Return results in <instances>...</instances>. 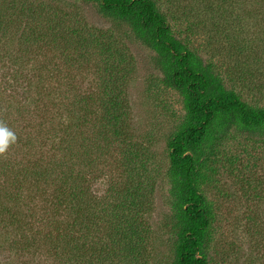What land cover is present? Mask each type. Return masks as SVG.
Returning a JSON list of instances; mask_svg holds the SVG:
<instances>
[{
    "label": "rangeland",
    "instance_id": "obj_1",
    "mask_svg": "<svg viewBox=\"0 0 264 264\" xmlns=\"http://www.w3.org/2000/svg\"><path fill=\"white\" fill-rule=\"evenodd\" d=\"M156 1L226 87L264 107V0ZM28 2L40 11L36 24ZM0 17L11 22L0 38V121L17 136L0 156V264H172L166 139L183 107L160 83L154 52L92 2L0 0ZM23 29L35 37L30 45L17 40ZM100 33L112 35L122 54L124 129L139 151L135 163V149L94 120L108 99L105 66L115 62L91 38ZM220 148L201 185L213 211L210 264H264V134L233 130ZM131 187L139 206L126 199ZM61 190L74 192L90 218L76 239L79 253L61 237L73 217L54 201ZM122 203L135 218L128 234Z\"/></svg>",
    "mask_w": 264,
    "mask_h": 264
},
{
    "label": "trees",
    "instance_id": "obj_2",
    "mask_svg": "<svg viewBox=\"0 0 264 264\" xmlns=\"http://www.w3.org/2000/svg\"><path fill=\"white\" fill-rule=\"evenodd\" d=\"M82 1L95 3L101 14L125 24L135 39L153 51L155 65L161 74L160 83L165 88L175 90L181 98L183 114L166 139L168 167L165 177L169 183V205L174 232L172 264H210L209 227L213 211L210 201L201 190V185L207 182L215 171L213 164L223 155L220 147L233 130L264 134V107L247 103L236 91L226 87L214 64L204 60L174 31L165 13L160 11L156 0ZM27 4L26 11L31 12L33 24H36L40 11L35 4ZM9 23V20L5 21L0 17V38L4 32L2 29ZM34 26L29 29L35 32ZM22 32L17 40H24L29 45L34 42V36L28 40L29 36L24 34V29ZM97 35L91 38L97 39L96 46L101 54L115 59V62L105 66L106 84L109 85L105 87L109 90L108 99L106 105H99L103 112L94 120L98 121L103 129L109 128L117 140H123L125 145L135 149L130 152V160L135 163L139 151L135 144L130 145L131 139L124 129L127 111L126 102L122 98L124 88L121 87L125 75L123 69L119 68V57L122 54L117 49L118 41H113L114 45L110 41L112 35ZM15 57V54H11L14 61ZM117 72L123 76L118 77ZM82 106L80 108H89L87 102ZM82 116H86V113ZM101 138L104 143L105 137L101 135ZM144 172L143 169L139 177ZM132 179L134 180V177ZM132 187L140 189L139 183ZM132 187L126 190V199L136 207L141 202H133L136 194ZM75 197L77 195L74 192L69 190L66 193L61 190L58 197L54 196V201L57 207L73 211L72 221L61 229V237L72 244L76 253H79L76 239L81 238L83 232L88 229L87 222L90 218L86 217L83 210L77 208ZM121 208L123 231L128 234L135 229V218L123 212V203ZM23 220L24 218L21 219ZM106 238L115 241L111 235H106Z\"/></svg>",
    "mask_w": 264,
    "mask_h": 264
},
{
    "label": "clouds",
    "instance_id": "obj_3",
    "mask_svg": "<svg viewBox=\"0 0 264 264\" xmlns=\"http://www.w3.org/2000/svg\"><path fill=\"white\" fill-rule=\"evenodd\" d=\"M17 141V136L12 131L7 124L0 121V156L4 155L9 147L15 144Z\"/></svg>",
    "mask_w": 264,
    "mask_h": 264
}]
</instances>
